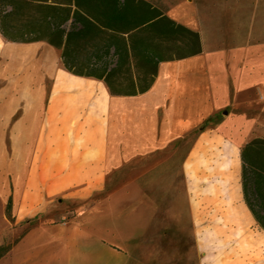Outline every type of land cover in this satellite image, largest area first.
I'll return each instance as SVG.
<instances>
[{
    "label": "crops",
    "instance_id": "0c3cea01",
    "mask_svg": "<svg viewBox=\"0 0 264 264\" xmlns=\"http://www.w3.org/2000/svg\"><path fill=\"white\" fill-rule=\"evenodd\" d=\"M181 3L167 16L200 34L202 52L160 63L137 96L67 71L46 42L0 32V264H264V231L241 174L224 172V153L210 156L226 147L236 110L225 102L228 82L242 90L247 64L235 42L253 33L257 6L218 0L216 14L201 18ZM209 33L234 44L214 50ZM186 148L159 199L143 183Z\"/></svg>",
    "mask_w": 264,
    "mask_h": 264
},
{
    "label": "trees",
    "instance_id": "16d2710c",
    "mask_svg": "<svg viewBox=\"0 0 264 264\" xmlns=\"http://www.w3.org/2000/svg\"><path fill=\"white\" fill-rule=\"evenodd\" d=\"M167 11L148 0H0V32L13 43L46 42L62 51L67 71L103 80L114 96H137L160 63L202 52L200 34ZM240 161L245 203L264 231V139L245 145ZM5 216L14 221L11 197Z\"/></svg>",
    "mask_w": 264,
    "mask_h": 264
},
{
    "label": "rangeland",
    "instance_id": "374dc122",
    "mask_svg": "<svg viewBox=\"0 0 264 264\" xmlns=\"http://www.w3.org/2000/svg\"><path fill=\"white\" fill-rule=\"evenodd\" d=\"M155 3L162 10H169L179 2H188L195 4L199 9V16H211L217 12L218 0H148ZM244 2L246 0H243ZM181 3V4H182ZM252 5L257 6L256 20L251 23L253 33H240L236 39L235 45L241 47L237 54V61L247 62L240 69L241 79L237 82L241 84V89H234L232 81L229 80L230 94L225 100L226 104L235 103L236 110L229 111L232 117L228 118V126L225 133L226 147L220 151L216 147L210 150V156L214 157L220 153L225 154V173L230 175L241 174L240 152L242 148L252 140L261 138L264 139V0H251ZM208 16V17H209ZM214 17V16H212ZM216 17V16H215ZM216 24V23H212ZM224 34V33H222ZM210 38L207 44H211L214 50L218 47L232 45L223 37L219 39V33H209ZM226 40V41H225ZM209 42V43H208ZM250 74V75H248ZM236 83V84H238ZM216 119H211L208 125H212ZM191 144H189L190 146ZM188 146V147H189ZM189 148L181 152V156L176 158L174 164L169 168H164L158 172L157 178L152 181L143 183V186L158 197L163 196V191L169 181L161 180L162 176L168 172H177L183 160V157L188 154ZM211 172L216 171V166L210 168ZM192 184V183H191ZM40 221H34L38 224ZM8 236L7 238H9ZM13 237V236H12Z\"/></svg>",
    "mask_w": 264,
    "mask_h": 264
}]
</instances>
